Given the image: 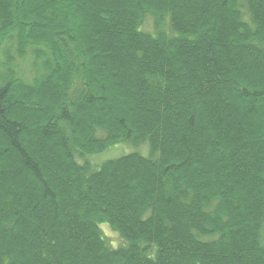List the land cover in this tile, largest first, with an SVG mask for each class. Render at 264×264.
I'll return each mask as SVG.
<instances>
[{
	"label": "trees",
	"instance_id": "trees-1",
	"mask_svg": "<svg viewBox=\"0 0 264 264\" xmlns=\"http://www.w3.org/2000/svg\"><path fill=\"white\" fill-rule=\"evenodd\" d=\"M0 264H264V0H0Z\"/></svg>",
	"mask_w": 264,
	"mask_h": 264
},
{
	"label": "rangeland",
	"instance_id": "rangeland-1",
	"mask_svg": "<svg viewBox=\"0 0 264 264\" xmlns=\"http://www.w3.org/2000/svg\"><path fill=\"white\" fill-rule=\"evenodd\" d=\"M141 28L144 31L153 32V28H154L153 27V19L150 16L146 17ZM20 67L22 69H24V71H25L27 69L26 67H28V60H26L25 63L20 62ZM100 135H102V134H100ZM130 151H132V149L130 147L126 146V145L125 146L112 147L111 149H109L103 155L94 157V162L95 163H100L101 161H103L104 158H111V157H114V156H119L121 154L128 153ZM144 152H146V148H145ZM102 231H103L106 239L110 243V245L115 247L118 244H120V242H121L120 237L118 236L117 233L112 231L108 226L103 225L102 226Z\"/></svg>",
	"mask_w": 264,
	"mask_h": 264
}]
</instances>
